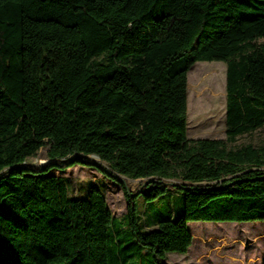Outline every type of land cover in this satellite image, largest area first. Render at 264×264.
<instances>
[{
  "label": "trees",
  "instance_id": "16d2710c",
  "mask_svg": "<svg viewBox=\"0 0 264 264\" xmlns=\"http://www.w3.org/2000/svg\"><path fill=\"white\" fill-rule=\"evenodd\" d=\"M198 61L227 63L225 139L189 136ZM263 128L264 0H0V264H169L192 221L264 220V144L234 145ZM79 164L123 216L51 174Z\"/></svg>",
  "mask_w": 264,
  "mask_h": 264
},
{
  "label": "rangeland",
  "instance_id": "374dc122",
  "mask_svg": "<svg viewBox=\"0 0 264 264\" xmlns=\"http://www.w3.org/2000/svg\"><path fill=\"white\" fill-rule=\"evenodd\" d=\"M200 67H207V72H212L213 69L220 72L216 75L211 74L203 85H199L195 74ZM213 76L220 77L222 82L219 92L220 103L216 108L212 104L211 91L206 90L207 82H210ZM226 109L227 63L224 61L196 62L189 72V136L191 138H227ZM249 143L264 144V128L240 136L234 145L241 146ZM47 152V148L41 149L39 154L30 158L27 163L34 166L47 165L51 161ZM91 158L99 159L95 156ZM51 174L65 177L71 196L86 197L90 186L98 185L107 193L108 202L116 216H122L127 212L128 201L122 185L108 178L98 169L79 164L67 170L54 169ZM140 182L141 180L128 179L132 190H135ZM140 204L143 211L145 207L143 197H140ZM154 206L168 214L171 212L182 214L183 191L174 189L169 195L155 201ZM189 229L195 235L193 245L187 254L170 253L167 260L169 264H264V220L192 221L189 223Z\"/></svg>",
  "mask_w": 264,
  "mask_h": 264
},
{
  "label": "bare ground",
  "instance_id": "6f19581e",
  "mask_svg": "<svg viewBox=\"0 0 264 264\" xmlns=\"http://www.w3.org/2000/svg\"><path fill=\"white\" fill-rule=\"evenodd\" d=\"M198 69V68H197ZM197 71V70H196ZM217 72H220L219 70L216 71V69H213L212 72H207V67L206 68H201L196 72V76L198 77V82L199 85H203L206 81L207 78H209L211 76V74H217ZM200 77V78H199ZM211 79V78H210ZM208 83V84H207ZM207 88L206 90H210L211 91V97H212V104L213 106L216 108V106H218L219 99H220V88L222 87V82H221V78H217V76L213 79L210 80V82H207ZM193 233V232H192ZM197 234V233H196ZM252 235V234H251ZM218 237V236H217ZM201 240V239H200ZM253 246V245H252ZM260 252V251H259ZM261 258V257H260ZM257 260V259H256ZM255 261V260H254ZM256 262V261H255Z\"/></svg>",
  "mask_w": 264,
  "mask_h": 264
},
{
  "label": "crops",
  "instance_id": "0c3cea01",
  "mask_svg": "<svg viewBox=\"0 0 264 264\" xmlns=\"http://www.w3.org/2000/svg\"><path fill=\"white\" fill-rule=\"evenodd\" d=\"M123 216V215H122ZM194 235V234H193ZM195 236V235H194Z\"/></svg>",
  "mask_w": 264,
  "mask_h": 264
}]
</instances>
